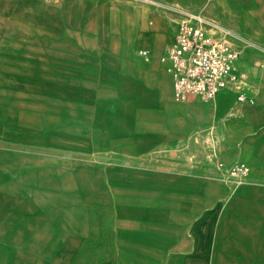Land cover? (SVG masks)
Instances as JSON below:
<instances>
[{"label":"rangeland","instance_id":"374dc122","mask_svg":"<svg viewBox=\"0 0 264 264\" xmlns=\"http://www.w3.org/2000/svg\"><path fill=\"white\" fill-rule=\"evenodd\" d=\"M258 1L0 0V264H104L117 241L159 234L171 177L222 181L230 198L245 185L264 188L249 163L223 160L237 136L209 106L176 100L164 63L161 98L185 107L193 125L173 137L163 131L172 119L130 108L111 79L115 48L97 17L116 4L140 6L136 44L162 60L171 33L158 19L176 23L185 11L202 12L238 36V66L252 85L264 69ZM241 163L250 174L240 184L229 171ZM253 206L250 195L246 208Z\"/></svg>","mask_w":264,"mask_h":264},{"label":"crops","instance_id":"0c3cea01","mask_svg":"<svg viewBox=\"0 0 264 264\" xmlns=\"http://www.w3.org/2000/svg\"><path fill=\"white\" fill-rule=\"evenodd\" d=\"M117 9H120L119 15H116ZM136 9L140 6L116 4L104 12L97 10V17H104V33L112 39L109 45L115 48L111 79L121 88L132 110L159 111L162 117L172 119L173 125L166 124L163 131L173 137L180 136L193 123L185 107L172 100H162L158 84L163 63L171 80L172 76L168 64L155 59L153 50L136 44ZM112 10L114 15L110 16ZM253 14L262 26L264 0L258 1ZM250 19L248 17L247 22ZM158 22H167L170 27L171 34L162 50L164 55L173 41L179 20L169 23L171 20L158 19ZM262 28L260 36L264 40ZM2 31L0 26V45ZM132 42L138 47V53L140 49L151 53V58L146 63L143 61L144 65L132 54ZM238 67L248 77L245 88L248 100L239 104L237 112L231 111L237 101V92L230 88L221 90L214 101L205 102L192 96L186 104L202 103L213 109L216 117L224 121L225 132L238 139V146L223 153V160L229 164L240 158L250 164L253 179L264 180V69L258 72V80L250 85L248 71ZM227 90L233 95H226ZM168 182L172 187H168L160 203L164 220L159 234L144 235L142 240L117 241L116 255L104 264H264V188L245 185L230 198L229 188L222 181L176 176ZM250 195L254 206L249 210L246 201ZM247 215L253 217V223H247Z\"/></svg>","mask_w":264,"mask_h":264},{"label":"built area","instance_id":"2783aa9c","mask_svg":"<svg viewBox=\"0 0 264 264\" xmlns=\"http://www.w3.org/2000/svg\"><path fill=\"white\" fill-rule=\"evenodd\" d=\"M183 13L164 58L172 76L174 98L188 102L194 96L210 102L221 90L230 88L237 92L238 103L247 101L248 77L237 64L241 49L234 39L238 36L202 12ZM139 54L145 61L151 58L147 50L140 49ZM217 166L223 170V163ZM229 172L241 183L249 176L250 167L241 163Z\"/></svg>","mask_w":264,"mask_h":264},{"label":"bare ground","instance_id":"6f19581e","mask_svg":"<svg viewBox=\"0 0 264 264\" xmlns=\"http://www.w3.org/2000/svg\"><path fill=\"white\" fill-rule=\"evenodd\" d=\"M145 13H146V12H145ZM165 52H166V51H165ZM165 54H166V53H164L162 60H164V58H165ZM247 100H248V96H247ZM240 184H241V183H240Z\"/></svg>","mask_w":264,"mask_h":264}]
</instances>
